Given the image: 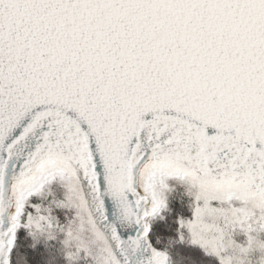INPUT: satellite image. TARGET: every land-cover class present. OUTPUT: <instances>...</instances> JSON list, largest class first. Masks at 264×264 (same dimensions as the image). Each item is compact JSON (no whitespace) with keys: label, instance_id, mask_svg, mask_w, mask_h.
<instances>
[{"label":"snow or ice","instance_id":"6c2138e0","mask_svg":"<svg viewBox=\"0 0 264 264\" xmlns=\"http://www.w3.org/2000/svg\"><path fill=\"white\" fill-rule=\"evenodd\" d=\"M169 178L180 241L264 264V0H0V264L21 226L64 233L70 264H170Z\"/></svg>","mask_w":264,"mask_h":264},{"label":"trees","instance_id":"16d2710c","mask_svg":"<svg viewBox=\"0 0 264 264\" xmlns=\"http://www.w3.org/2000/svg\"><path fill=\"white\" fill-rule=\"evenodd\" d=\"M54 198L49 196L33 197V203L47 205ZM192 198L184 189L175 186L167 198V208L163 219L159 216L152 220L151 236L155 242L159 238V247L164 249L169 239L174 243L167 247L170 264H218L216 257L205 254L199 245L188 239L180 241L177 236L180 218L192 215ZM53 214L60 224H66L72 217L69 209H54ZM64 233L56 232L52 236L34 237L28 228L21 226L16 233L13 249V264H70L63 244ZM71 264H90L83 259H76Z\"/></svg>","mask_w":264,"mask_h":264},{"label":"rangeland","instance_id":"374dc122","mask_svg":"<svg viewBox=\"0 0 264 264\" xmlns=\"http://www.w3.org/2000/svg\"><path fill=\"white\" fill-rule=\"evenodd\" d=\"M167 183L169 185V189L166 190V192H165L166 199L168 198L169 193L171 192V190L175 186L180 187L181 189H184V191L189 195V193L187 191V185L185 183L181 182L178 178H169L167 180ZM49 190H50V194H47L46 196L52 197L56 200H64L65 199L66 188L64 187L63 183L59 181V179L53 181L50 185L47 186L46 192H48ZM33 197H38V196H33ZM191 198H192V196H191ZM69 210L71 211L72 217H73L75 210L74 209H69ZM78 259H83L86 262L91 264V258L86 257L83 252L80 253V256Z\"/></svg>","mask_w":264,"mask_h":264},{"label":"clouds","instance_id":"9594fccd","mask_svg":"<svg viewBox=\"0 0 264 264\" xmlns=\"http://www.w3.org/2000/svg\"><path fill=\"white\" fill-rule=\"evenodd\" d=\"M187 185V184H186ZM192 189L190 187V185H187V191L190 192ZM30 233L34 236V237H40V236H49V229L46 226H41L39 228H31L29 229ZM71 248L67 249V252H70ZM66 252V255H67Z\"/></svg>","mask_w":264,"mask_h":264},{"label":"water","instance_id":"95a60500","mask_svg":"<svg viewBox=\"0 0 264 264\" xmlns=\"http://www.w3.org/2000/svg\"><path fill=\"white\" fill-rule=\"evenodd\" d=\"M107 204H108V212H109V215H111V213H112V203L109 200V201H107ZM135 231H136L135 226H133V227H122L120 229V233H121V235L123 237H127V236H129L131 234H134Z\"/></svg>","mask_w":264,"mask_h":264}]
</instances>
